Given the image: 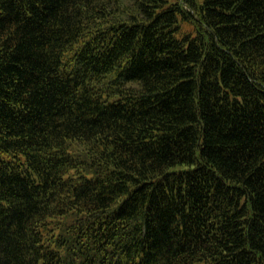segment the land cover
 Listing matches in <instances>:
<instances>
[{
  "label": "trees",
  "instance_id": "obj_1",
  "mask_svg": "<svg viewBox=\"0 0 264 264\" xmlns=\"http://www.w3.org/2000/svg\"><path fill=\"white\" fill-rule=\"evenodd\" d=\"M0 264H264V0H0Z\"/></svg>",
  "mask_w": 264,
  "mask_h": 264
}]
</instances>
